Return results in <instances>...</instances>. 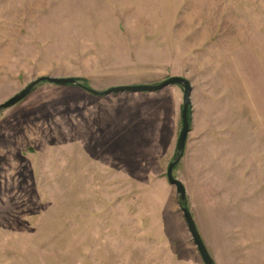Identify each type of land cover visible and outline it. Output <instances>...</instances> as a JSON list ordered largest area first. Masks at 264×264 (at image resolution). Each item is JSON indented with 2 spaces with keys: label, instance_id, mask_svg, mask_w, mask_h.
I'll use <instances>...</instances> for the list:
<instances>
[{
  "label": "rangeland",
  "instance_id": "1",
  "mask_svg": "<svg viewBox=\"0 0 264 264\" xmlns=\"http://www.w3.org/2000/svg\"><path fill=\"white\" fill-rule=\"evenodd\" d=\"M43 77L189 81L187 209L215 264H264V0H0V105ZM182 107L46 83L1 111L0 264H204Z\"/></svg>",
  "mask_w": 264,
  "mask_h": 264
},
{
  "label": "water",
  "instance_id": "2",
  "mask_svg": "<svg viewBox=\"0 0 264 264\" xmlns=\"http://www.w3.org/2000/svg\"><path fill=\"white\" fill-rule=\"evenodd\" d=\"M46 83L52 84L55 86H61V87H82L78 79H75V78L43 77V78H40L32 82L23 91H21L20 93H18L11 99H9L7 102L1 104L0 112L16 106L17 104L25 100L27 97H29L32 93H34L39 86H41L42 84H46ZM171 86H177L182 90L183 107L181 111L182 130L178 138L175 156L173 157L171 163L168 166L167 180L171 186H174L176 188V191L179 195L180 209L182 210L184 214V217H185L187 226L189 228V231L191 233L192 239L203 259L204 264H215V262L212 260L198 232V229L195 225L194 219L190 211L184 206L186 203V198H187L186 189L184 185L174 177V170L176 169L181 159L183 158L188 136L191 132V124L189 122V112L191 108L192 87L190 85V82L184 78L174 77V78H170L164 81L163 83L159 85L116 87V88H112L104 92L95 91L91 88H87L84 86H83V89L94 96L106 97V96L116 94V93H132V94L157 93Z\"/></svg>",
  "mask_w": 264,
  "mask_h": 264
},
{
  "label": "trees",
  "instance_id": "3",
  "mask_svg": "<svg viewBox=\"0 0 264 264\" xmlns=\"http://www.w3.org/2000/svg\"><path fill=\"white\" fill-rule=\"evenodd\" d=\"M78 81L81 83V86H82V87H80L81 89H83V86L89 88V87H88V84H87V81L80 80V79H78ZM189 122L191 123V111L189 112ZM184 206H185L186 208H188V207H187V203H185Z\"/></svg>",
  "mask_w": 264,
  "mask_h": 264
}]
</instances>
